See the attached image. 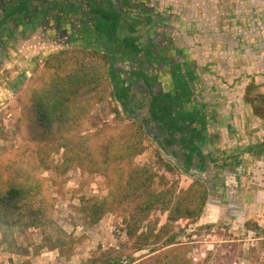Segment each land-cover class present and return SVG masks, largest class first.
Here are the masks:
<instances>
[{"label": "rangeland", "instance_id": "1", "mask_svg": "<svg viewBox=\"0 0 264 264\" xmlns=\"http://www.w3.org/2000/svg\"><path fill=\"white\" fill-rule=\"evenodd\" d=\"M12 1L4 0V4ZM45 1L59 7L61 13L50 23L42 22L33 39L25 32L12 34L0 1V30L7 37L0 39V166L19 164L25 174L41 180L32 183L28 194L32 200L12 219H19L23 210L48 208L43 222L35 220L42 226L0 224V264H23L28 255L32 257L28 260L31 264H264V202L257 200L252 208L249 206L250 212L243 219L232 217L227 205L224 209L212 207L202 224L198 222L200 215L191 216L211 194L217 197L218 204H229L222 187L215 184L216 194L209 184L189 179L177 161L169 159L150 135L145 136L139 123L125 124L120 116L112 114L115 105L106 77L108 56L67 51L51 60L43 59L44 52L50 57V53L65 48L64 38H74L78 31L76 15L68 8L74 0ZM175 1L181 2L183 10L176 8L172 12ZM189 1H195L203 17L209 16V10L216 15L221 10L225 14L223 22L227 21L235 34H215V38L207 40L186 39L187 35L177 32V21L193 17ZM112 2L122 13L140 21L127 30V35L135 39L143 40L144 35L161 37L164 42H172L173 47H182V51L196 47L201 51H241L236 65L244 64L245 73L253 71L257 75L248 84V97L264 117V0ZM84 26L80 25L82 30ZM204 28L198 27V32H204ZM51 37L57 42L53 51L48 47ZM33 53L42 56V64ZM247 60L253 65L247 67ZM31 61L34 65L30 70L27 67ZM84 67L99 75L75 94L70 121L50 129L40 127L33 101L41 97L53 79L73 75ZM25 68L32 74L31 84L24 74L11 77L15 69L23 73ZM146 151V158L140 161L138 156ZM143 182L146 188L139 189ZM109 191L116 195L118 208L113 212L117 215L108 216L105 224L91 228L94 221L87 213L96 197L109 195ZM150 193L160 194L174 219L168 221L167 208L162 206L151 211L138 209L134 199ZM253 195L250 193V197ZM250 200L247 202L252 203ZM131 229L135 233L129 237Z\"/></svg>", "mask_w": 264, "mask_h": 264}, {"label": "crops", "instance_id": "2", "mask_svg": "<svg viewBox=\"0 0 264 264\" xmlns=\"http://www.w3.org/2000/svg\"><path fill=\"white\" fill-rule=\"evenodd\" d=\"M0 1L2 10L7 16L12 13L11 10L17 7L21 0H13L10 4H4V0ZM108 1L115 8L117 7L116 3L112 2V0ZM30 3L31 5L28 8L34 16H26L24 21H21V18L15 15V20L12 22L13 26L11 24L13 28H10V31L12 34L25 32L28 38L33 39L37 36V28L42 22L50 23L53 19L59 18L57 15L61 12L58 9L59 7L45 0H31ZM188 3V9L192 10L193 17L189 19L183 17V21L181 19L177 21V32L187 35L186 39L193 41L199 39L207 40L215 38V34L220 37L230 32L235 34L234 31L230 30L228 22H223L225 14L221 10H219V15L209 10V13L208 11L207 13L211 18L209 16L203 17L198 11L195 1H189ZM86 4L92 5L93 0H74L68 5V8L76 15L78 21L75 23L78 29L77 34L74 38L65 37L66 47L59 49L55 53L49 52L52 54L50 57H46V53L44 52L42 55L43 59L48 61L67 51L100 52L99 54L108 56L109 65L106 77L109 79L111 87V101L115 105V111L112 114L117 117L120 116L125 124L137 122L126 115L122 100H120L118 95L119 90L124 91L125 87L130 90V86L124 82H120L117 85L113 83L110 76L112 66L118 67L129 77H136L137 81L145 80L146 82V79H142L137 74L138 69H136L135 64L139 63V60L140 64L151 60L152 69L149 79L152 81H148L147 83L151 85L153 96L167 95L168 98L171 97L174 112L172 121L174 123L170 131L162 133L161 129L163 127H160L159 122L154 121L150 117L148 108L146 109L142 106L138 111L142 117L150 121L149 127L153 128L155 134L160 135V143L151 137V135L150 138L162 150L166 148L169 151L166 152L169 159L177 161L179 165L184 164L189 171L195 172L197 168L203 171V176L198 174L195 177H191L186 173L189 179L198 180L202 177H207V174L209 178L211 176L209 180H206V183H203L210 186L214 183H219L220 187H222L220 190L223 189L226 203H229L220 202L218 204L216 202L217 197L211 195L209 200L207 199L204 202L198 222L201 224L206 222L208 211L214 206H219L220 209L228 206L232 217L236 218L240 216L243 219L250 212L247 209L249 206L252 208L257 200L264 202V117L259 115L254 103L248 97V84L254 81L253 78L257 79V75L253 71L245 73L242 69L244 68V64L236 65L237 58L239 56L242 57L241 51H211L209 50L210 48L207 49L208 51H201L199 47L193 49L194 51H182V47L178 45L171 46L172 42L170 43V41H166L162 45L151 44V48L149 49L146 45V40L154 38L144 35L143 40H138L131 37V35H127V30L136 26L135 22L140 23L133 15L123 13L135 20V22L129 23L131 24V28L120 30V32L114 35L106 27L98 25L93 15L82 14L79 10L72 9L73 6L83 8ZM43 6H48L52 10L38 17L39 11ZM176 8L182 9L180 1H175L172 4V12H176ZM188 16L190 17V11L188 12ZM80 25H85V30H82ZM204 25L211 26L212 28L207 30L204 28ZM200 26H203L204 32H198V27ZM125 38L142 44L139 57L123 42ZM156 38H160V40L164 39L157 36ZM0 39L4 40L7 37L1 33ZM8 41L10 39L4 43ZM54 41L56 40L51 37L48 46L51 49L57 45V42L55 43ZM62 43V41H59V44ZM193 45L195 47V42ZM197 48L199 51H197ZM1 50L2 46L0 45ZM49 51H53V49ZM168 53L171 54V58L178 57L180 59L179 64L174 66V62H171V59L168 58ZM151 54L160 58H153ZM33 56L38 60L37 62L42 64L40 60L42 58L41 55L33 53ZM28 64L27 68L31 70L34 63L31 61ZM249 64L253 65V61L249 62L247 60L246 66L249 67ZM143 67L146 68L144 70H147L148 65L145 64ZM28 69L26 72L25 68L23 73H20L19 69H15L16 71H13L14 73L11 74V77L15 78L24 74V77L26 76V79H28V84H31L32 74ZM101 102L103 101L100 100L99 103ZM140 129H142L141 125ZM146 130V128L145 130L142 129V132L146 137H149ZM152 149H155V147H152ZM147 153L148 151L142 152L138 156L139 160H144ZM145 188L146 186L143 189ZM250 193H254V195L250 197ZM108 194L97 196L94 205L103 202L105 199L113 198V192L109 191ZM249 199H251L252 203L247 202ZM114 209L116 210L117 208L114 207L108 210L97 222L91 221V228L100 227L106 223L108 216L117 215L113 212ZM252 210L253 214H255L256 211ZM165 213L170 217L168 210ZM87 215L88 217L91 216V212H88ZM50 253L56 254L54 252ZM28 257L27 261L23 262V264H31L29 261L32 260V257L29 255Z\"/></svg>", "mask_w": 264, "mask_h": 264}, {"label": "trees", "instance_id": "3", "mask_svg": "<svg viewBox=\"0 0 264 264\" xmlns=\"http://www.w3.org/2000/svg\"><path fill=\"white\" fill-rule=\"evenodd\" d=\"M31 1V0H30ZM29 0H21L17 7L11 10V14L7 15L6 18L8 19V26H10L15 20V15L21 18V21H24L26 16L32 17L34 16L30 9L28 8L31 5ZM73 10H79L82 14L93 15L96 19V23L101 27H106L109 29L111 34H117L122 31L123 29L131 28V24L134 23L135 20L129 18L128 16L124 15L119 8H115L110 1L108 0H93V4H86L85 7H72ZM85 9V10H84ZM52 8L48 6H43L38 17L41 14L46 12H50ZM83 10V11H82ZM13 15V16H12ZM37 17V18H38ZM140 23L135 22V25H139ZM13 25V24H12ZM11 30V29H10ZM4 35L3 32L0 31V34ZM123 42L132 50L139 57L141 46L140 42H135L133 40H129L125 38ZM164 39L160 38H148L146 40V45L150 49L151 44L162 45ZM166 43V41L164 42ZM171 51V50H170ZM168 51V52H170ZM152 56V54H151ZM153 58H158L159 56H152ZM151 57V58H152ZM160 58V57H159ZM168 58L171 59V62H174V66L179 64L180 59L178 57L171 58V54L168 53ZM145 61L143 64L136 63L135 67L138 69L137 74L141 76L142 79H146L143 81H137L134 76L127 75L119 68L112 66V70L110 76L112 77L113 83L115 85L119 84L120 82L128 83L130 86V90L126 87L124 91L119 90L118 95L120 100L123 103V109L127 116L134 119L135 121L139 122L142 129L148 132V135L155 138V140L160 143V135H156L153 128L151 129L149 126L150 121H147L145 117H142L140 110L142 106L144 108H148V112L150 117L154 120L159 122V126L163 127L161 129L162 133L166 131H170L173 126L172 116L174 115L173 112V104L171 103V97L168 96H153L151 93V85L147 83L150 80L151 74V67L152 63L151 60ZM147 64V70L143 65ZM99 75V72H95L94 74L90 71H87V67L82 68L81 70L75 71L73 75H66L62 77H58L53 79L51 85L44 89L41 97H38L33 101L34 112H35V119L38 125L44 129H50L56 124L60 126H64L70 121L71 117V107L74 105L72 102L75 94L81 90V88H86V84H88V80L92 77ZM152 79V78H151ZM146 83V84H145ZM148 84V85H147ZM133 91V93H131ZM123 93V94H122ZM131 93V96H130ZM123 97H122V95ZM147 98V100H145ZM148 102V103H146ZM163 130V131H162ZM199 133V132H197ZM165 152L167 151L166 148L163 149ZM169 154V153H168ZM174 156V155H173ZM175 159H177L174 156ZM180 160V159H179ZM105 164H108L107 160ZM180 168L187 173L191 177H195L196 175H202L203 171L197 168L195 172L189 171L187 167L180 165ZM23 167L21 165H16L15 163H11L8 166H0V224L5 226H19V227H39L43 224L35 222V220H42L46 219L48 216V208L47 207H36L29 212L27 210H23L19 219H12L14 213L20 211L19 209L24 208L26 206V202L32 200L30 195V191L33 189L31 186L34 181L41 182L36 178L24 173ZM211 178V176H210ZM209 175L207 177L200 178L201 181L206 183V180H209ZM146 183H141L139 189H143ZM214 193L218 194L217 187L214 184L211 185ZM212 191V192H213ZM114 193V192H113ZM159 195L156 194H148L145 198L142 199H134L138 202L137 206L140 211H151L155 209L157 206H162L167 208V206L163 203V201L159 198ZM212 195V194H211ZM113 198L105 199L101 203L95 204L90 212H91V220L97 222L103 216V214L107 213L108 210L116 207L115 206V199L116 195L113 194ZM205 199V195L204 198ZM126 200H128L126 198ZM125 202V200H123ZM122 201V202H123ZM163 203V205H161ZM204 206L201 205L200 210L196 211V213L192 214L191 216H199L202 212ZM118 208V207H116ZM198 212V213H197ZM196 214V215H195ZM190 216V215H189ZM142 217L138 219L141 220ZM174 219L173 213L170 214V221ZM138 222V221H137ZM136 232L139 228L135 229ZM134 229H131L128 236L131 237L135 233ZM139 232H137L138 234Z\"/></svg>", "mask_w": 264, "mask_h": 264}, {"label": "flooded vegetation", "instance_id": "4", "mask_svg": "<svg viewBox=\"0 0 264 264\" xmlns=\"http://www.w3.org/2000/svg\"><path fill=\"white\" fill-rule=\"evenodd\" d=\"M13 26V25H12ZM12 26H10V28H13ZM14 31V30H13Z\"/></svg>", "mask_w": 264, "mask_h": 264}]
</instances>
